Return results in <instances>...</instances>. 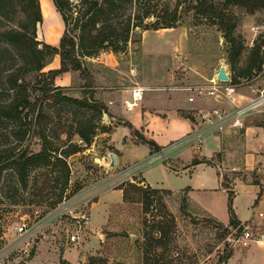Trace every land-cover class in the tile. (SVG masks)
I'll list each match as a JSON object with an SVG mask.
<instances>
[{
    "label": "rangeland",
    "instance_id": "rangeland-1",
    "mask_svg": "<svg viewBox=\"0 0 264 264\" xmlns=\"http://www.w3.org/2000/svg\"><path fill=\"white\" fill-rule=\"evenodd\" d=\"M69 1L73 16L84 8L80 0ZM163 2L172 4L174 0H158L159 4ZM39 3L41 21L36 26L37 38L57 46L64 29L62 16L52 0H39ZM188 6V0H183L179 5L180 17L175 26L157 29L133 27L127 42L122 46L118 43L116 51H112L109 44L103 45L96 54L84 58L83 66L88 71L87 81L93 84L95 80L90 71H99L98 66L104 67L99 61H105L107 54L117 60L122 68H132L135 78H138L141 69L150 75L166 65L168 72L174 76L172 85L207 84L210 78L216 76L221 64L226 66L232 78L233 72L227 61V44L221 30L214 24L193 17V10L188 9ZM228 9L236 17L235 32L241 36L245 45L238 62V65H243L255 42H262L264 46V10L247 11L238 5H229ZM118 10L108 22H112L116 31L121 32V24H115V21L122 22L124 18V15L121 16V5ZM153 19L150 16L145 21ZM68 29L69 33L77 36L79 30L74 29L73 19ZM156 54L158 57L152 56ZM161 54L166 55V63L163 62V65ZM93 58L95 61L91 60ZM59 65V54L56 53L43 70L57 68ZM103 71L101 69L100 74ZM256 72L252 70L250 74L239 75L234 80L244 82L240 85L242 92L248 93V82L262 84L264 74L251 79ZM113 77H108V80L115 81ZM84 82L79 70H66L55 76V84L67 94L91 97L93 89L84 87L87 86ZM122 83L128 82L123 79ZM163 90L160 95L164 93ZM151 93L146 92V95L151 98ZM145 100H138L137 107L125 110L123 116L128 121L111 131L112 139L123 150L129 163L144 161L150 154L149 145L143 141L137 144L122 142L123 137L130 134L129 124L134 126L131 117L141 105L145 106ZM197 101L194 111L224 105L223 101L212 97L197 98ZM45 106L51 113L46 131L59 146L67 138L84 144L74 132V127L78 119L91 115L89 108L51 101L46 102ZM143 110L151 112L149 106ZM117 120L118 117L112 119L110 112L105 111L95 130L98 137L93 149L84 146L67 156L70 174L61 197L66 203L61 200L53 206L62 186L59 165L32 168L27 171L24 181L19 179L11 167L4 168L0 180V250L7 243L15 244L18 239L16 225L23 220L32 227V235L28 244L29 255L25 257L22 250L24 243L18 244L7 256L0 257V264H12L21 257V264H82L92 254L90 252L94 251L97 242L94 230H97V224L104 222L109 206V221L102 228L105 239L94 254L106 256L111 263L124 261L128 264H143V213L140 201L136 200L139 193L132 192L135 200H123L121 203V194L116 188L128 181L144 186V178L150 185L171 189L162 193L176 220L174 238L169 243L170 257H180L184 264H218V257L231 249L225 264H264V221L255 215L258 211L264 213V191L260 187L264 171L259 169L260 161L264 158V112L248 115L240 127L205 135L201 140V148L197 142L185 144L172 150L164 159L136 168H133L136 162L131 165L115 163L114 166H107L109 157L103 144L107 138L99 137V134L103 130L102 125L112 127ZM14 130L12 121H0V150L7 148L19 153L24 148L28 152L40 149L38 135L28 133L20 139ZM144 136L153 138V135ZM113 152L118 151L115 149ZM101 155L104 156L103 160L100 159ZM194 158L208 159L210 162L201 160L192 163ZM220 178L221 182L228 183L236 191L230 201L234 214L244 224L250 225L251 238L246 243L236 240L239 236L237 227L229 223L228 195L221 188ZM100 196L101 203L90 210L91 203ZM183 197L186 198L184 204ZM71 207L74 213L86 211L89 214L88 220L73 218L68 211ZM147 217L151 221V214ZM126 221L125 229L128 231H123L121 227L126 226ZM88 223L93 234L85 242ZM73 232L79 235L75 240L70 239Z\"/></svg>",
    "mask_w": 264,
    "mask_h": 264
},
{
    "label": "trees",
    "instance_id": "trees-1",
    "mask_svg": "<svg viewBox=\"0 0 264 264\" xmlns=\"http://www.w3.org/2000/svg\"><path fill=\"white\" fill-rule=\"evenodd\" d=\"M60 12L64 29L59 44L52 45L37 38L36 26L41 21L39 0H0V121L13 122L14 131L18 138L23 139L28 133L38 135L40 149L28 152L26 148L19 153L5 148L0 150V180L5 167H11L21 181H24L27 171L35 167H45L49 164L59 165L62 175V186L59 196L53 206L62 199V193L69 179L70 167L67 156L89 146L100 124V118L106 106L97 100L86 97H76L67 94L62 87L55 84V76L66 70H79L84 77V85H92L87 81L88 71L83 66L86 57L96 54L99 47L111 45V50L118 49V43L124 45L130 37V30L140 26L141 29L175 26L180 17L179 5L183 0L158 3V0H80L84 8L73 16L70 11L69 0H52ZM188 9H192L193 17L207 24H214L221 30L226 42L227 61L232 70V80L237 76L248 75L261 68L263 60L262 42H255L249 49L243 65H238L244 50L241 36L235 32L236 17L228 9L229 5H238L247 11L264 10V0H188ZM121 5V32L116 31L112 20L113 14L118 12ZM153 16V20L145 18ZM73 19L74 29H78L77 36L69 33L68 25ZM140 37V35H139ZM59 54L60 65L57 68L43 70L54 54ZM82 56V58L80 57ZM58 102L86 107L91 115L85 119H78L74 132L84 142L72 141L58 145L46 131L51 113L46 108V102ZM103 130L110 127L102 125ZM131 132L149 145L151 150L161 147L150 138L132 127ZM206 160L194 158V162ZM209 161L210 160H206ZM221 186L228 195L229 223L236 226L241 233L244 223L236 217L230 206L235 194L228 183L221 182ZM124 201L135 200L132 192L139 196L143 213V264H184L180 257H170L169 243L174 238L176 220L168 209L162 193L171 191L169 188H157L148 184L141 185L128 181L119 186ZM187 189V188H184ZM183 204L186 198L183 197ZM151 214V221H148ZM160 248L161 250H158ZM231 254L228 249L218 257V264H225ZM82 264H128L124 261L111 263L106 256L89 254Z\"/></svg>",
    "mask_w": 264,
    "mask_h": 264
},
{
    "label": "crops",
    "instance_id": "crops-1",
    "mask_svg": "<svg viewBox=\"0 0 264 264\" xmlns=\"http://www.w3.org/2000/svg\"><path fill=\"white\" fill-rule=\"evenodd\" d=\"M152 55L153 57L157 56ZM160 55V53H159ZM107 59L105 61H99L102 62L104 67L98 66L99 71L104 70V73H101L99 71L92 70L90 71L92 75V78L95 80L93 81V84L84 86L87 88H91L92 95L91 97H88L89 100H97L99 102H102L106 106V111L110 112L111 118L115 119V117H118L117 122L110 127L109 130H102L99 134L100 136H105L107 138L106 141L103 142L104 147L106 150V155L108 156L110 152H113V150H117L118 152H114L116 154V163L121 164L125 163V165H131L133 163H129L124 155L123 150H121L119 147L116 146L115 141L111 137V131L117 126L121 125V123H126L128 120L123 116V112L125 110H132L133 108L137 107L139 105L138 100H145V106L141 105V108H138L133 116L131 117V122L133 123V128L137 129L139 133L143 135H153V140L161 147H165L166 143L170 142L172 143L177 138L187 134L190 129L192 128V114L195 110V107L198 105L197 99L194 101L188 100V95L191 93L188 91H185L183 89L179 88H170L172 85V82L174 81V76L172 72H168L166 69V65L164 67H160L159 70H157L154 73L148 75L141 69V73L139 74L138 78H135L133 75L132 68H129V70H126L125 68H122L120 63L115 60L111 59L109 54H107ZM168 56V55H167ZM158 57V56H157ZM92 58V57H91ZM162 65L163 62L166 63V55H162ZM93 61V59H91ZM94 66V65H93ZM124 69V70H123ZM68 71V70H67ZM114 75L113 77L115 81L111 82V80H108V77ZM99 79L102 80V82H98ZM107 79V80H106ZM126 79L128 83L123 84L122 80ZM186 84V83H183ZM138 87L141 88V96L135 97L133 96V90L137 89ZM166 87V88H164ZM166 89V90H163ZM161 90H163V94L160 95ZM169 90V91H167ZM146 92H152L151 98H149L146 95ZM165 93H167L165 95ZM76 97H79L76 95ZM159 97H162L161 100H158ZM155 99V100H153ZM147 106L150 107L151 112L144 111L143 108H146ZM105 112V111H104ZM103 112V113H104ZM169 112V114H167ZM107 116H104L106 118ZM105 134V135H102ZM94 139L89 144V148L93 149V145L96 142V138L98 137V134H94ZM136 136L131 132L130 128V134L125 135L122 139L123 143H129L132 142L133 144L139 143V139L136 140ZM221 142V141H220ZM169 143V144H170ZM201 146V145H200ZM221 147V145H220ZM201 148V147H200ZM150 154L155 153L157 150H151ZM220 150V149H218ZM217 150V151H218ZM216 152V151H215ZM147 155L146 157H148ZM260 155V154H259ZM101 160L104 159V156H100ZM109 157V156H108ZM145 157V158H146ZM144 158V159H145ZM158 161V160H156ZM103 162V161H102ZM217 168V167H216ZM141 171V170H140ZM143 176V175H142ZM144 178V176H143ZM145 184H149L144 178ZM221 185V178L219 180ZM157 188H168L163 186H153ZM222 189H224L221 186ZM121 194V203L123 202L122 199V190L121 188L117 187ZM170 189V188H169ZM113 190V189H112ZM225 190V189H224ZM176 191V190H173ZM179 191V190H178ZM103 192V191H102ZM236 192V191H235ZM102 198L101 196L96 200L93 201L90 205V210L92 208H96L99 203H101ZM109 209H107V217L105 215L104 222H101L100 224H97V230H94L97 236V242L96 246L94 248V251L90 252L94 254L96 252V249L99 248L101 243L104 241L105 237L102 233V228L109 221ZM126 226L123 225L121 227V230L128 231L127 228V221L125 222ZM89 224V223H88ZM130 226V225H129ZM90 224L88 225V235L87 238L84 240L87 242L90 239L91 232ZM130 234V232H129Z\"/></svg>",
    "mask_w": 264,
    "mask_h": 264
},
{
    "label": "built area",
    "instance_id": "built-area-1",
    "mask_svg": "<svg viewBox=\"0 0 264 264\" xmlns=\"http://www.w3.org/2000/svg\"><path fill=\"white\" fill-rule=\"evenodd\" d=\"M264 49V46L262 47ZM264 74V63L261 64V68L252 76L251 79H256L260 75ZM244 82L242 80L234 81L232 78L227 80H218L215 77L209 79L207 84L201 83H186L181 85H172L170 88H179L190 92L188 95L189 101H194L197 98L212 97L217 101H223V106H213L209 108L198 109L193 112L192 116V128L190 131L177 138L169 145L158 149L155 153L149 155L144 161L136 162L133 168L140 167L143 164L164 159L168 153L172 150L185 144H192L197 142L198 147L201 145L202 137L210 133H218L227 128H236L244 124V120L248 115L257 112H264V81L260 85H254L248 82V93H244L240 90V85ZM133 96H141V88L133 90ZM259 169L264 171V158L260 161ZM222 177V174H220ZM260 187L264 191V175L260 179ZM66 203L65 200H62ZM60 203V202H59ZM72 207L68 210L73 218L87 221L89 214L86 211L73 212ZM255 215L264 221V213L262 211L255 212ZM18 233V239L15 244L10 242L4 245L0 250V257L7 256L10 251L16 248V245L23 244V252L25 257L29 255L30 248L28 247L30 236L32 235V227L27 225L26 221H21L16 225ZM79 235L77 232L70 234V239L75 240ZM264 237V234L262 235ZM251 238V230L249 224H244L243 229L239 236L236 237L238 242L246 243ZM22 257L19 261L12 264H21Z\"/></svg>",
    "mask_w": 264,
    "mask_h": 264
},
{
    "label": "water",
    "instance_id": "water-1",
    "mask_svg": "<svg viewBox=\"0 0 264 264\" xmlns=\"http://www.w3.org/2000/svg\"><path fill=\"white\" fill-rule=\"evenodd\" d=\"M216 78L218 80H227L229 78V74L226 70V66L221 64L218 69H217V73H216ZM109 161L107 163L108 167L114 166L116 163V154L114 152H110L109 153ZM255 208L252 209V212H254Z\"/></svg>",
    "mask_w": 264,
    "mask_h": 264
}]
</instances>
